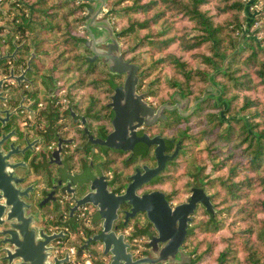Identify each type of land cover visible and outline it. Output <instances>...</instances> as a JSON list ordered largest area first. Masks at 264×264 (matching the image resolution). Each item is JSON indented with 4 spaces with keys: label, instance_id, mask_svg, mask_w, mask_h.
<instances>
[{
    "label": "trees",
    "instance_id": "16d2710c",
    "mask_svg": "<svg viewBox=\"0 0 264 264\" xmlns=\"http://www.w3.org/2000/svg\"><path fill=\"white\" fill-rule=\"evenodd\" d=\"M21 4L16 31L34 33L38 49L55 52L50 63L58 73L74 70L80 87H102L99 67L84 70L85 4ZM108 9L126 59L140 68L139 88L156 107L175 94L194 102L220 70L221 100L164 123L173 143L184 139V148L171 177L159 183L182 204L194 179L204 182L215 213L201 208L188 240L204 263L264 264V0H108ZM255 25L259 39L249 33L241 41L245 28L254 35ZM110 95L98 100L104 105Z\"/></svg>",
    "mask_w": 264,
    "mask_h": 264
},
{
    "label": "flooded vegetation",
    "instance_id": "af4514ba",
    "mask_svg": "<svg viewBox=\"0 0 264 264\" xmlns=\"http://www.w3.org/2000/svg\"><path fill=\"white\" fill-rule=\"evenodd\" d=\"M21 3L22 0H0V104L3 110H8L12 115L2 134L15 132L19 138L14 136L13 140L18 143L22 142L28 134L31 142H38L35 145V155H29L30 157L26 158V163L31 168L30 182L26 186L38 183L37 195L34 198V211L39 214V222L36 225L50 236L61 232L66 236L64 240H58L50 245L54 250L50 253L49 263L57 264L65 259L66 254H69L70 262L67 264H111V258L103 255L100 244L89 246L88 250L83 249L85 242L101 229L102 221L95 207L87 206L78 209L74 214L76 218L73 219L71 211L75 205L71 197L62 189L57 190L54 197L47 201L60 169L59 166L51 163L50 156L59 150L62 142L61 159L69 166L70 171L80 173L92 168L95 174L107 177L110 192L122 195L130 184L128 178L135 175L137 169L157 166L156 147L137 148L131 152H124L89 144L90 139L84 121L88 124L89 131L95 140H106L113 132L115 112L111 107L112 97L115 89L124 85L125 76L110 73L108 67L101 61L87 62L86 57L91 54L84 44H82L86 63L84 70L87 71L94 65L99 67L104 75L101 79L102 87H94L92 82L80 87L77 85V74L74 70L68 74L58 73L50 63L57 56L52 57L55 52L44 50V47L38 49L34 33L22 34L16 31L17 25L14 21ZM19 22L20 20L17 21ZM83 27L82 40L85 38ZM54 40L55 37L52 42ZM70 59H72L71 55ZM70 68H73V65L70 64ZM13 77L15 79H12ZM109 90H111L110 102L102 105L98 98L107 101ZM138 91L142 94L139 86ZM82 92L83 96H79L78 93ZM87 92L88 98L85 96ZM142 95H145V100L155 109L160 107L151 103L146 93ZM172 114L179 115L166 111V120L161 119L154 127L138 130L140 136L148 135L150 138L160 136L162 139H167L169 155L176 150L180 140L183 141L181 150L184 148L183 138L173 143L172 138L165 133L164 123ZM5 117L6 115H3V118ZM35 157L39 158L38 161H35ZM177 161L171 162L157 179L145 184L138 193L143 195L146 192L161 191L172 208L180 205L181 203L171 201L172 194L165 188L168 186L159 183L171 177V168ZM109 165L114 169L110 170ZM22 172L26 174V171ZM198 180L199 178L194 179L184 203L189 201L191 189ZM54 198L55 201H53ZM43 203L46 205L40 208V204ZM201 208L203 207L197 208L192 216L193 221L187 229V236L180 248L183 255L180 253L175 260L169 259L170 261L163 264H206L205 259L195 252L198 249L193 251L188 247V240ZM84 209L88 226L79 219V214ZM131 209L128 204H124L119 211V220L116 224L126 229L129 251L134 254V257L146 258L151 252L148 233L156 234V230L144 213L129 217L126 222L125 213L130 212ZM140 232H144L145 235L138 236ZM72 248L75 254L71 253ZM56 252H63V254H56Z\"/></svg>",
    "mask_w": 264,
    "mask_h": 264
},
{
    "label": "water",
    "instance_id": "95a60500",
    "mask_svg": "<svg viewBox=\"0 0 264 264\" xmlns=\"http://www.w3.org/2000/svg\"><path fill=\"white\" fill-rule=\"evenodd\" d=\"M78 1L84 3L86 9L83 44L91 54L86 57V61L93 63L101 61L108 67L110 73L125 76L124 85L117 87L112 97L111 107L115 112L113 132L106 140H95L84 121L90 139L89 144L124 152L156 147L157 166L137 169L136 174L128 178L130 184L125 193L115 195L109 190L107 177L95 174L92 168L80 173L70 171L69 166L61 159V142L59 150L50 156L51 163L60 169L47 201L54 197L57 190L62 189L75 205L71 211L73 219L76 218L74 214L78 209L95 207L102 221L101 229L85 242L83 249L88 250L89 246L100 244L103 255L111 258V264H163L169 259L175 260L178 254H182L180 248L197 208L201 206L207 214H213L214 205L200 179L192 187L189 201L175 208L165 200L161 191L140 195L138 192L145 184L157 179L171 162L178 160L183 141L180 140L176 150L169 155L167 139L160 136L154 138L148 135L140 136L138 130L154 127L161 119L166 120V111L178 113L179 116L186 118L193 115L201 104L210 98L221 100L223 91L215 82L220 70L211 75V85L192 106L190 99L183 94H175L172 102L155 109L145 100V95L138 91L140 68L126 59V52H123L118 33L111 21V12L107 11L108 0ZM247 35L246 30L241 41ZM3 115L6 117L3 118ZM11 116L0 104V264H50V253L54 250L50 245L58 240H64L66 236L63 232L50 236L36 225L39 222V214L34 211V198L37 195L38 183L26 186L31 178V168L26 163V158L35 155V145L38 142H31L28 134L20 143L13 140L14 136L17 137L15 132L2 134ZM34 159L38 161L39 158ZM23 170L26 174L22 172ZM124 204L132 208L130 212L125 213L126 222L129 217L144 213L156 230V234L148 233L151 252L146 258L134 257L129 251L126 229L116 224L119 220V211ZM45 205L40 204V208ZM69 262V254H66L65 259L57 264Z\"/></svg>",
    "mask_w": 264,
    "mask_h": 264
},
{
    "label": "rangeland",
    "instance_id": "374dc122",
    "mask_svg": "<svg viewBox=\"0 0 264 264\" xmlns=\"http://www.w3.org/2000/svg\"><path fill=\"white\" fill-rule=\"evenodd\" d=\"M260 8H261V7H260L259 5H255V6L253 7V9L256 10L257 12H259V11L261 10ZM251 10H252V9H251ZM107 11H110V10L107 8ZM110 12H111V11H110ZM246 19H247V18H246ZM111 21H112V20H111ZM112 23H113V25H114V22H113V21H112ZM254 28H255V29H254V35H252V37H251V31H252L253 29H252V30H251V29H248V30H247V28H245L244 31H243V32H244L243 34H245V31L247 30V31H248V37H249V33H250V38H249V39H253V37H257V39H259V37H258L257 34H255V33H257V30L260 29L261 26H259V25H255ZM115 29H116V28H115ZM116 31H117V30H116ZM117 33H118V32H117ZM242 36H243V35H242ZM243 40H244V42L248 41V40H245V39H243ZM215 73H216V72H215ZM215 73H213V74H215ZM213 74H212V75H213ZM218 75H219V74H218ZM218 75H217V76H218ZM217 76H216V77H217ZM210 77H211V76H210ZM216 77H215V82L219 85L218 81L216 80ZM209 82H210V78H209ZM210 85H211V82H210ZM210 85H209V86H210ZM209 86H208V87H209ZM208 87H207V88H208ZM204 92H205V91H204ZM141 93H142V94H145L146 91L143 89V91L141 90ZM78 94H79V96H83L84 93L82 92L81 94H80V93H78ZM85 94H86V95H85L86 98H88L89 93L87 92V93H85ZM146 94H147V93H146ZM203 94H204V93H203ZM202 96H203V95H202ZM202 96H200V97H202ZM200 97H199V98H200ZM197 99H198V98H197ZM209 100H213L214 102L216 101V99H211V98H210ZM209 100H207V101L204 102V103H207ZM195 101H196V99L194 100V102H195ZM155 102H157V101H155ZM190 102H191V101H190ZM194 102H191V106L194 104ZM202 104H203V103H202ZM202 104H201V105H202ZM191 106H190V107H191ZM197 110H198V109H197ZM214 177H216V176H215V175H212V178H214ZM200 180H201V179H200ZM164 198H165V196H164Z\"/></svg>",
    "mask_w": 264,
    "mask_h": 264
},
{
    "label": "built area",
    "instance_id": "2783aa9c",
    "mask_svg": "<svg viewBox=\"0 0 264 264\" xmlns=\"http://www.w3.org/2000/svg\"><path fill=\"white\" fill-rule=\"evenodd\" d=\"M111 175V174H110ZM85 209L84 210H82L81 211V213L79 214V219L85 224V226H88V221H87V219H86V215H85ZM83 233V229L81 230V234ZM135 244V243H134ZM71 253L72 254H75V251H74V248H72L71 249ZM137 253H139L138 251H137ZM56 254H60V255H62L63 254V252H56Z\"/></svg>",
    "mask_w": 264,
    "mask_h": 264
}]
</instances>
